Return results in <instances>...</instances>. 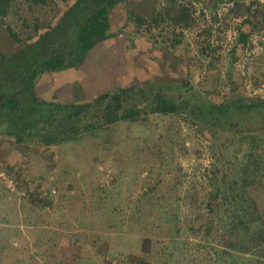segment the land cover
Here are the masks:
<instances>
[{"label":"rangeland","instance_id":"rangeland-1","mask_svg":"<svg viewBox=\"0 0 264 264\" xmlns=\"http://www.w3.org/2000/svg\"><path fill=\"white\" fill-rule=\"evenodd\" d=\"M70 1L14 0L0 19V50L10 53L34 40ZM181 5L190 8L192 26H138L128 18L129 11L172 14ZM109 20L110 36L70 76V95L80 83L77 74L89 83L85 94L79 85L80 99L67 103H95L121 87H133L138 94L130 102L139 108L150 99L140 100L141 90L193 102L237 93L264 98V0H126ZM240 31L248 37L239 45ZM106 103L75 118L78 137L28 162L37 185L25 197L0 183V264H218L225 240L215 170H231L228 179L238 175L242 149L235 137L223 132L220 142L218 130L183 112L161 115L148 107L136 121L107 123ZM0 127H7L5 120Z\"/></svg>","mask_w":264,"mask_h":264},{"label":"trees","instance_id":"trees-1","mask_svg":"<svg viewBox=\"0 0 264 264\" xmlns=\"http://www.w3.org/2000/svg\"><path fill=\"white\" fill-rule=\"evenodd\" d=\"M13 1L0 0V19L8 16ZM124 1L71 0L56 23L34 40L10 53L0 50V111L7 124L3 130L13 134L16 142L39 134L44 144L62 143L80 135L75 118L81 117L93 104L107 101L104 104L107 123L117 119L136 121L148 107L149 112L161 115L183 112L210 131L218 130L220 142L223 132L232 134L235 146L242 149L236 167L239 173L228 179L233 173L231 170L225 172L219 167L215 170V175L218 174V186L214 189V198H218V228L225 240L223 246H218V264H264V98H246L237 93L220 100L205 96L202 102H193L185 98L176 100L161 91L148 96L141 90L139 99H150L148 106L139 108L137 103L130 102L138 94L131 92L133 87L104 92L95 103L56 101L53 104L36 97L35 77L45 71L58 72L81 65L94 46L110 36L109 13ZM128 18L138 26H158L167 21L173 28L192 26L194 20L190 8L184 5L175 13L164 10L150 17L129 11ZM6 28L8 34L19 41L11 27ZM247 37L248 33L240 31L236 43L245 44ZM237 47L235 44L233 50L237 51ZM246 114H250L248 119L239 120ZM36 126L42 130L32 131ZM213 132L212 139L216 138ZM212 226L210 220L207 229L210 233Z\"/></svg>","mask_w":264,"mask_h":264},{"label":"crops","instance_id":"crops-1","mask_svg":"<svg viewBox=\"0 0 264 264\" xmlns=\"http://www.w3.org/2000/svg\"><path fill=\"white\" fill-rule=\"evenodd\" d=\"M90 53L87 56L86 61L90 56ZM75 69H77V67L58 72L45 71L39 73L34 79V93L36 97L42 102L53 104H56V101L69 102L72 100H79V85L81 87L80 90H83V94H85L87 88L86 86H88L89 83H86L84 74H77L79 76L80 83H78V86L76 87V94L72 96V87L69 80L71 79L70 76L74 75L73 71ZM87 78L88 76H86V79ZM91 87L92 84L90 83V88ZM1 112L2 111H0V123L2 119L3 121L5 120V116ZM41 137L42 136L39 134L31 135L26 137L21 142H16L13 134H9L7 130H3L0 127V162L18 181L19 185L25 189H33L36 187L35 185H37L36 182L32 184L29 180L30 174L27 172V166L29 165L28 162L32 164V159L41 160L44 150H50L56 147V143L44 144ZM52 158L54 157L52 156ZM41 186L42 185L37 187L35 190L42 189Z\"/></svg>","mask_w":264,"mask_h":264},{"label":"built area","instance_id":"built-area-1","mask_svg":"<svg viewBox=\"0 0 264 264\" xmlns=\"http://www.w3.org/2000/svg\"><path fill=\"white\" fill-rule=\"evenodd\" d=\"M0 183L4 189L10 194H17L25 197L28 193L27 189L21 187L18 181L4 168L0 162Z\"/></svg>","mask_w":264,"mask_h":264}]
</instances>
